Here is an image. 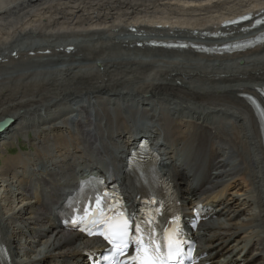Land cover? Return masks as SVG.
Here are the masks:
<instances>
[{"label":"bare ground","instance_id":"obj_1","mask_svg":"<svg viewBox=\"0 0 264 264\" xmlns=\"http://www.w3.org/2000/svg\"><path fill=\"white\" fill-rule=\"evenodd\" d=\"M71 1L0 0V68H13L17 62L33 58L32 52L38 56H50L45 54L49 50L51 55L60 57V61L83 56L80 61L75 60L64 68L55 66L47 70L51 67L48 64L42 72L26 70L24 77L13 79L17 74L12 71V78L7 76L9 73L4 74L5 78L0 77V123L11 119L10 127H19L10 140L27 131L21 126L24 124L26 127L27 116L46 120L47 129L54 135L43 137L41 134L39 145H34L48 153L49 159L44 163L49 166L54 163V157L66 163L72 155L74 162L68 168L72 173L75 166L88 157L87 153L93 151L101 154L103 159L110 157L107 160L111 166H119L124 173L126 165L118 150L129 149L132 145L129 135L137 132L148 135L154 144L164 141L159 150L168 157L177 142L194 143L189 152L198 160L185 159V166L194 167L200 176L206 168L219 173L216 172V177L215 173L210 175V171L206 172L208 190L195 187L193 192L196 195L199 192H204V195L217 192L227 205L225 222L205 228L211 238V247L224 249L230 244V248L240 246L241 252L248 254L258 247V252L250 256L251 264H264V46L233 56L207 55L190 49L191 56L195 58L189 63L161 64L143 57L146 51L154 50L146 45L150 41H183L213 46L241 38L240 35L220 36L219 32L224 31L223 23L245 14L262 12L264 0H226L221 4L216 0H176L177 4L171 3L175 0ZM207 1L212 2L207 5ZM152 9L157 12L153 13ZM202 11H209L210 16L196 15ZM113 23L115 25L111 29L98 32L112 36L109 42H120L133 59H124L119 57L120 54L114 56L115 49L108 51L110 46H104L108 43L99 38L85 47L74 38L63 39L75 41L74 44L65 45L63 42L66 41L52 39L44 44H33L27 50L23 43L10 45V40L20 30L55 38L84 27L86 30L76 32L78 36L87 38L99 35L90 27L101 29ZM137 43L143 47L139 48ZM69 46L75 50L67 51L65 48ZM166 50L158 51H169ZM14 52L18 58L13 56ZM170 52L185 54L187 51ZM141 56L142 59H137ZM208 57L212 58L208 65L195 61ZM228 58H237L239 62L215 65V62ZM244 60L248 61L245 63ZM26 68L35 67L21 69ZM43 72L48 75L41 79ZM144 95H151V98L145 99ZM246 97L253 98L256 104ZM72 102L75 105L88 103L94 107L83 110L86 121H77L74 126L70 125V118L75 113L71 112ZM199 109L204 113L198 112ZM186 111L194 113L188 115ZM219 116L223 124L213 121ZM226 125L230 128L224 127ZM123 135L129 137L123 139ZM115 139L121 140L123 146L118 147L120 142ZM3 141H0V153L9 144ZM220 144L226 146L228 152L223 151ZM54 147L57 156H52ZM24 155L19 153L16 157L2 160L0 168V181L4 180L0 183V264H42L40 261L47 257L62 251L69 252L65 244H77L79 241L75 235L62 233L47 239L56 229L54 225L47 227L49 210L38 207L40 201L33 202L26 196L28 184L22 190L23 182L16 188L5 182L12 180L13 175L8 176L7 169L13 165L17 168L26 165L38 167L36 159L32 163ZM84 162L87 167L98 165L92 161ZM59 174L54 173V178ZM54 181L49 187L53 192L59 188Z\"/></svg>","mask_w":264,"mask_h":264},{"label":"rangeland","instance_id":"obj_2","mask_svg":"<svg viewBox=\"0 0 264 264\" xmlns=\"http://www.w3.org/2000/svg\"><path fill=\"white\" fill-rule=\"evenodd\" d=\"M76 0H72L71 2H75ZM215 1V0H214ZM221 1H223V2H225L226 0H216V3H220L221 4ZM233 1V0H232ZM241 1H243V2H245V0H238L237 2H241ZM248 1H250V0H248ZM56 2H59V0H56ZM163 2H165V3H168V2H166V1H163ZM212 1H210V2H208L207 1V5H209L210 3H211ZM171 3H173V4H177L178 2L175 0V1H172ZM199 6L200 7H203V4H199ZM79 8V7H78ZM144 11V10H143ZM141 12H142V10H141ZM152 12L154 13V12H157L156 10H154V9H152ZM210 12L209 11H202V12H199V13H197L196 15H201L202 17H204V18H208L210 15ZM142 16L143 17V15L144 14H139V16ZM186 15H190V14H186ZM34 17L35 18H38V16L36 15V14H34ZM115 25V23H113V24H111V25H107V26H104L103 28H101V29H99V28H97V26H95V27H90V29H94L96 32H98V31H100V30H108V29H111L112 28V26H114ZM172 26H174V25H172ZM180 27H182V26H180ZM30 29V28H29ZM84 27H81V28H79L78 29V31H84ZM86 30V29H85ZM191 30V29H190ZM77 30H70V32H66V33H64V34H61L60 36H57V37H55V38H46V37H43L42 35H39V34H33V35H31V34H29V30H27V31H23V30H20L19 32H18V34H16V36H14L13 37V40H10V45H13L14 43L15 44H22L23 43V45L25 46V48H26V50L28 49V48H30V47H32V45L34 44V45H38V44H44V42H49V41H51L52 39H55L56 41H58V40H63V39H66V38H74V39H76L77 41H79L80 43L82 42V43H84V45L85 46H88V44H90L91 42H93L94 41V39H95V41L96 40H98V38L99 39H101L103 42H106V43H108V44H105L104 46L106 47V45H108V46H110V48L108 49V51H110L112 48H114L115 49V53H113V55L115 56L116 54L117 55H119L120 54V56L119 57H123L124 59H126V58H130L131 57V55H129V53H128V55H127V49L122 45V44H120V42H117V43H114V42H109L110 40H112V36H109L108 37V35L106 34V33H104L103 31L102 32H98L99 33V35H97L96 37L95 36H92V37H87V38H85V37H82V36H78L77 35V32H76ZM103 34H105V35H103ZM99 36V37H98ZM123 35H120V37H122ZM13 41V42H12ZM88 42V43H87ZM90 42V43H89ZM87 44V45H86ZM83 45V47H85ZM112 46V47H111ZM67 48L68 47H66L65 49L67 50ZM106 49V48H105ZM135 49H136V47H135ZM112 51V50H111ZM117 52V53H116ZM119 52V53H118ZM35 54H36V56H32L33 58H28V59H25V61H23L22 60V62L20 61V62H17V64H15L14 65V67L13 68H4V67H2V68H0L1 70H0V77H6L4 74H7V73H9L7 76H9V77H11L12 76V73H10L11 71L12 72H15V74H17V76H15L13 79H15V78H17V77H22L24 74H26V70H27V72H30V71H40V72H42L43 70H45V68L44 67H47L48 68V64H49V66H51V67H49V69H47V70H52L55 66H59V67H57L58 69L59 68H64V67H66V66H69L70 64H72V63H74V61L75 60H77V61H80L81 60V58H83V56H77V57H74V58H65V61H60V57H57V56H55L54 54L53 55H50V56H38L37 55V53L36 52H34ZM148 51H146V54H144V58L146 59V58H149V56H147L148 55ZM161 53L162 54H164L163 52H160V53H158V52H153V54H152V61H157V62H159V63H161V64H164V63H166V62H171V63H176V62H182V61H180V60H175V61H173V60H168L167 58H169V57H166V58H159V57H157V56H160L161 55ZM188 54L189 53V55L191 56L192 55V52H185V54ZM126 56H124V55ZM178 55H181V54H178ZM18 56V55H17ZM92 56H94L93 54H92ZM167 56H173V55H167ZM156 57V58H155ZM116 58V57H115ZM195 58V57H194ZM130 59H133L132 57L130 58ZM239 59V58H238ZM27 60V61H26ZM182 60H184V61H186L187 63H189V62H191V59L189 58V56H186V58L184 57V58H182ZM188 60V61H187ZM198 60V59H197ZM225 60V59H224ZM224 60H222V61H219V62H221V64H219V65H222V64H225V63H229V64H231V65H235L237 62H239V60H237V58H233V59H229L228 58V60H226V61H224ZM3 61V60H2ZM76 61V62H77ZM184 61H183V63H184ZM248 60H244V62L246 63ZM44 62V63H43ZM51 62V63H50ZM53 62H55V64L53 63ZM63 62V63H62ZM198 62H200V63H202L201 65H208V62H207V59H199V61ZM205 62V63H204ZM42 63V64H41ZM60 63V64H59ZM87 63H89V64H92L90 61H88ZM33 64H35V65H33ZM45 64H47V65H45ZM45 65V66H44ZM25 66H30V67H32V66H34L35 68L34 69H28V68H26V69H21L22 67H25ZM39 66V67H38ZM41 66V67H40ZM98 66H99V63H98ZM47 75H48V73H44L43 72V74H41L40 75V78L41 79H44V78H46L47 77ZM24 77V76H23ZM12 78V77H11ZM134 92V91H133ZM114 101V100H113ZM112 101V102H113ZM206 110V109H205ZM203 111V113H204V110L203 109H199L198 110V112H202ZM25 113H26V111H24ZM23 114V115H26V114ZM186 113L188 114V115H192V113H194V111H192V112H189V111H186ZM64 114V113H63ZM67 113L65 112V115H66ZM22 115V114H21ZM28 115V114H27ZM51 115V114H50ZM83 113H76V114H72V116H71V118H70V125L71 126H74L75 124H76V122H77V120L76 119H78V120H80V119H82L83 120ZM74 119L76 120V121H74ZM26 121H28V122H26V127H28V129L26 128L25 130H27L25 133H23L21 136H19L18 138H16V139H12V140H8L7 142H5L4 144H7V143H9V144H7L6 146H5V149H8L11 145V147L13 148V154L14 155H19V153H23V152H21L20 150V148H22V150L24 151V153L26 154V157H28V158H30V157H32V158H37V157H39L36 161H38V162H36V163H39V166L38 167H33L34 168V170L36 171V173L37 174H39V172H41V169H42V167H41V163L43 162H46L48 159H49V156H47L48 155V153L46 152V153H44V152H42L41 150H39L38 148L36 149V147H35V143L36 144H38V141H39V136L42 134V136L43 137H46V134H49V136H53L54 135V133H52L49 129H47L49 126H47V125H45V123L47 122L46 120H38V119H33V118H29L28 116H27V119H26ZM42 121V122H41ZM86 120H84L83 122H85ZM30 122V123H29ZM33 122V123H32ZM43 123V124H42ZM33 125H34V128H33ZM42 125V126H41ZM31 126V127H30ZM44 126V127H43ZM43 127V128H42ZM47 131H46V130ZM39 130V131H38ZM45 130V131H44ZM59 131H63V129L61 130H59ZM58 132V131H57ZM26 133H28V134H26ZM24 135V136H23ZM38 136V137H37ZM35 139H38L37 141L35 140ZM34 145V146H33ZM39 145V144H38ZM38 145H36L37 147H38ZM50 147H52V145H49ZM38 150V151H37ZM57 150V149H56ZM46 151V150H45ZM39 152V153H38ZM4 154V155H3ZM42 155V157H40L39 155ZM53 154V153H52ZM189 154H191L190 152H189ZM9 156V154H7L6 153V151L3 149V151L0 153V165H3V161L2 160H6V159H8V158H10V156ZM52 156H57V154L55 153V154H53ZM43 159V160H42ZM44 159H45V161H44ZM34 159H32V161H33ZM41 161V162H40ZM20 173H21V175H22V171L20 170L19 171ZM19 175V174H18ZM14 184V185H13ZM13 184H11L10 185V187L13 185L14 187H17V185H18V183H15V180L13 181ZM14 187H13V189H14ZM12 189V190H13ZM27 217H29V215L28 216H26V218ZM47 239H49V238H47Z\"/></svg>","mask_w":264,"mask_h":264},{"label":"snow or ice","instance_id":"obj_3","mask_svg":"<svg viewBox=\"0 0 264 264\" xmlns=\"http://www.w3.org/2000/svg\"><path fill=\"white\" fill-rule=\"evenodd\" d=\"M262 22L264 21L256 23ZM248 99L256 104L253 98ZM84 215L91 216V223L99 228L98 234L111 246L114 253L111 264H183V241L179 228L157 232L149 220L137 222L134 217L126 214L123 207L116 210L108 208L106 204L102 205L99 197L84 210ZM88 234L96 235L97 232L89 231ZM130 247L134 249L131 256L128 255Z\"/></svg>","mask_w":264,"mask_h":264},{"label":"water","instance_id":"obj_4","mask_svg":"<svg viewBox=\"0 0 264 264\" xmlns=\"http://www.w3.org/2000/svg\"><path fill=\"white\" fill-rule=\"evenodd\" d=\"M12 123L11 119H6L0 123V131L4 130L5 128L9 127Z\"/></svg>","mask_w":264,"mask_h":264}]
</instances>
